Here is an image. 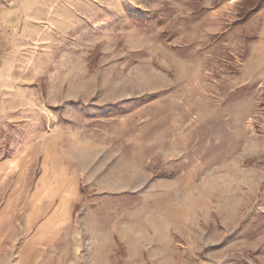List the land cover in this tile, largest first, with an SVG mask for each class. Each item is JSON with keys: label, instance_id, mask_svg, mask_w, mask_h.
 <instances>
[{"label": "rangeland", "instance_id": "obj_1", "mask_svg": "<svg viewBox=\"0 0 264 264\" xmlns=\"http://www.w3.org/2000/svg\"><path fill=\"white\" fill-rule=\"evenodd\" d=\"M263 27L264 0H0V264H264Z\"/></svg>", "mask_w": 264, "mask_h": 264}, {"label": "crops", "instance_id": "obj_2", "mask_svg": "<svg viewBox=\"0 0 264 264\" xmlns=\"http://www.w3.org/2000/svg\"><path fill=\"white\" fill-rule=\"evenodd\" d=\"M262 30L264 31V27ZM47 188L50 189L47 192L51 194L61 192V190L64 191L65 194L53 215L46 221L44 227L41 228L40 231H50L51 228L53 231H60L63 224H65V221L69 220L72 187H69V183L66 182L65 178L61 184L56 182L54 185H51L50 187L48 186Z\"/></svg>", "mask_w": 264, "mask_h": 264}]
</instances>
